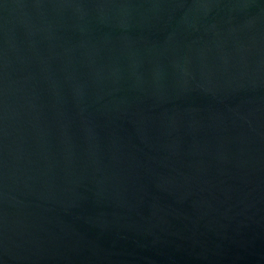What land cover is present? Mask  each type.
<instances>
[{
	"label": "water",
	"instance_id": "water-1",
	"mask_svg": "<svg viewBox=\"0 0 264 264\" xmlns=\"http://www.w3.org/2000/svg\"><path fill=\"white\" fill-rule=\"evenodd\" d=\"M0 264H264V0H0Z\"/></svg>",
	"mask_w": 264,
	"mask_h": 264
}]
</instances>
